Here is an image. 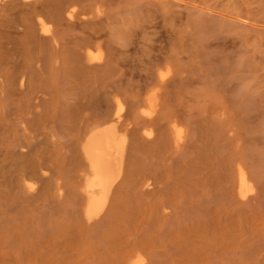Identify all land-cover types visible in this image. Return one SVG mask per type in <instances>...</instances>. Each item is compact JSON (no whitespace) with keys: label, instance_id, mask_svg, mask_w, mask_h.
<instances>
[{"label":"bare ground","instance_id":"obj_1","mask_svg":"<svg viewBox=\"0 0 264 264\" xmlns=\"http://www.w3.org/2000/svg\"><path fill=\"white\" fill-rule=\"evenodd\" d=\"M98 5L0 0V254L20 264H168L158 258L156 233L137 231L164 167L177 165L183 132L150 98L112 95V69L91 41L70 34L76 16ZM238 164L236 192L245 203L257 187ZM188 189L195 199L197 189ZM159 197L161 226L179 199L163 187ZM203 202L193 216L207 222L212 202ZM138 214L145 221H135ZM179 224L172 222L176 234ZM172 237L162 240L178 251Z\"/></svg>","mask_w":264,"mask_h":264},{"label":"rangeland","instance_id":"obj_2","mask_svg":"<svg viewBox=\"0 0 264 264\" xmlns=\"http://www.w3.org/2000/svg\"><path fill=\"white\" fill-rule=\"evenodd\" d=\"M98 4L86 18L76 16L70 34L91 41L92 53L112 69L106 81L112 95L127 103L150 98L157 114L173 117L183 132L177 165L167 163L162 182L150 189L146 221L135 216L145 221L137 232L156 233L157 257L168 264H264V0ZM238 163L257 187L250 203H241L236 192ZM193 165L199 167L196 176L189 172ZM162 187L179 202L158 226ZM188 188L197 189L195 199ZM204 200L212 202L207 222L193 216ZM166 234L173 242L175 234L178 251L164 244ZM0 264L20 263L0 254Z\"/></svg>","mask_w":264,"mask_h":264}]
</instances>
